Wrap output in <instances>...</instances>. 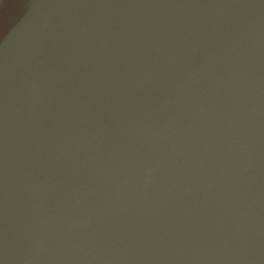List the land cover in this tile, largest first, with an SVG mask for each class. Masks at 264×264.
Listing matches in <instances>:
<instances>
[{
  "label": "water",
  "instance_id": "95a60500",
  "mask_svg": "<svg viewBox=\"0 0 264 264\" xmlns=\"http://www.w3.org/2000/svg\"><path fill=\"white\" fill-rule=\"evenodd\" d=\"M0 264H264V0H0Z\"/></svg>",
  "mask_w": 264,
  "mask_h": 264
}]
</instances>
